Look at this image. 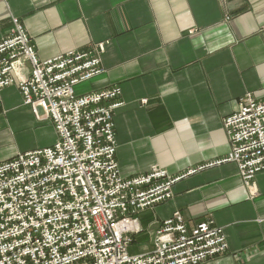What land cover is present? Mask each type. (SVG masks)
<instances>
[{
  "label": "crops",
  "instance_id": "obj_1",
  "mask_svg": "<svg viewBox=\"0 0 264 264\" xmlns=\"http://www.w3.org/2000/svg\"><path fill=\"white\" fill-rule=\"evenodd\" d=\"M13 19L40 61L103 44L104 72L74 92L120 88L113 123L122 178L153 167L172 177L194 171L139 215L129 254L151 251L160 224L179 212L188 230L204 220L223 230L226 253L204 264H264V172L245 185L235 164L221 163L230 153L223 119L245 94L264 100V0H0V38ZM56 138L16 84L2 90L0 162Z\"/></svg>",
  "mask_w": 264,
  "mask_h": 264
},
{
  "label": "built area",
  "instance_id": "obj_2",
  "mask_svg": "<svg viewBox=\"0 0 264 264\" xmlns=\"http://www.w3.org/2000/svg\"><path fill=\"white\" fill-rule=\"evenodd\" d=\"M103 51L99 44L40 61L16 19L0 38V94L16 84L23 104L57 134L49 147L0 162V264H204L224 255L222 228L204 220L188 230L179 212L160 224L151 251L129 254L142 231L139 215L194 171L172 177L153 167L120 176L113 123L120 88L74 92L104 72ZM24 65L28 74L19 77ZM222 123L230 153L221 163L235 164L250 185L264 172V100L245 94Z\"/></svg>",
  "mask_w": 264,
  "mask_h": 264
},
{
  "label": "rangeland",
  "instance_id": "obj_3",
  "mask_svg": "<svg viewBox=\"0 0 264 264\" xmlns=\"http://www.w3.org/2000/svg\"><path fill=\"white\" fill-rule=\"evenodd\" d=\"M75 88H76V87H75ZM75 88H74V89H75ZM136 246H137V244H136Z\"/></svg>",
  "mask_w": 264,
  "mask_h": 264
}]
</instances>
